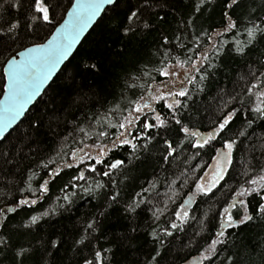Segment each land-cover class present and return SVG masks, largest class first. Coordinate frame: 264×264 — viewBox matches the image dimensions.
<instances>
[{
  "label": "trees",
  "instance_id": "1",
  "mask_svg": "<svg viewBox=\"0 0 264 264\" xmlns=\"http://www.w3.org/2000/svg\"><path fill=\"white\" fill-rule=\"evenodd\" d=\"M73 1L46 0L52 17L48 23L36 11L34 0H19V7L17 0H0V99L5 64L20 51L45 42ZM230 2L118 0L105 11L43 96L0 143V208H16L7 212V219L0 213V240L4 241L0 264H84L86 259L93 264H189L206 254L221 230L226 242L217 246L212 261L202 260L203 264H264V218L252 211L264 200L255 194L237 198L232 191L253 187L246 180L264 175V120L250 111L255 97L248 95L251 84L264 79V34L257 32L252 42L247 34L254 24L264 28V0H239L228 8ZM133 11L138 15L129 19ZM225 13L237 27L217 36L228 24ZM13 23L18 27L8 31ZM200 51L211 53V64L203 62L201 73H194L196 82L188 85L189 96L180 98L184 107L177 118L192 130L207 132L221 118L222 109H240L224 134L225 139L236 140L232 163L211 196L197 193L195 185L215 160L222 142L218 138L213 147L192 148L178 131L165 101L155 103V113L145 109L153 118L149 122H155L157 113L168 121L166 128L138 133L152 137L138 141L147 143L146 149L138 148L134 154L122 146L109 153L104 165L86 159L79 168L63 167L71 160L66 154L80 147L81 140L88 145L100 143L96 133L101 130L110 133L103 142L111 148L110 140L119 132L109 124L128 114L129 101H139L164 86L166 78L156 69L189 56L197 60ZM145 71L151 76L143 75ZM201 74L205 76L202 81ZM144 122L141 116L139 124ZM165 141L177 148L167 161L163 159ZM181 143L183 147L178 146ZM86 151L96 155L93 149ZM115 160H123L124 165L112 171L110 180L101 170H109L107 161ZM92 166L97 168L95 173ZM58 168L63 171L52 178L53 169ZM81 172L85 179L77 180ZM44 181L49 182L46 193L41 189ZM98 182L104 187L97 188ZM142 192L143 197L136 195ZM191 197L195 199L188 219H178L175 213ZM238 199L248 201L249 207L242 209L237 204L230 209L233 218L238 220L245 211L255 218L239 227L225 224L222 229L221 222L227 218L223 209ZM20 200L36 203L19 205ZM133 200L139 201L135 212L128 211ZM32 216L40 217L38 223L30 225ZM173 223L179 227L172 228ZM82 238L85 242L78 243ZM21 251L24 254L18 255ZM97 251L102 261L95 259Z\"/></svg>",
  "mask_w": 264,
  "mask_h": 264
},
{
  "label": "snow or ice",
  "instance_id": "2",
  "mask_svg": "<svg viewBox=\"0 0 264 264\" xmlns=\"http://www.w3.org/2000/svg\"><path fill=\"white\" fill-rule=\"evenodd\" d=\"M35 9L37 12L42 14V19L48 23H52V17H50V10L46 6V0H34ZM118 0H75V4L71 6V10L67 11L68 19L65 20L64 24L60 28L56 29V34L52 36V39L47 42V44L37 45L35 48L27 49V55L25 53H18L20 56H26L22 61H17L15 57L9 60L7 63L10 65L7 69L9 75L8 89L5 100L0 102V140L5 139L3 133L5 128H7L12 121L21 115L25 111L26 106L32 99L41 91L44 83L52 76L56 71L57 66L68 56L69 52L72 49V46L79 40L81 34L94 22L95 18L105 10V5H116ZM239 0H231L227 5L228 8H232L237 5ZM17 7H19V0H17ZM200 5L196 6V10L199 11ZM138 15L137 11L131 12L129 19H132ZM225 16L228 19V24L224 31H218L217 36H223L226 31H230L237 27L236 23L232 20L231 16L225 13ZM148 27L147 24L144 25ZM18 27V24H10L8 26V31H13ZM259 32L264 34V28H260L257 25H253L252 28L247 29V34L249 37V42H252L256 38V33ZM209 40H212V37H208ZM199 49V45H197ZM213 51L218 53V49L215 47ZM237 51L243 53V49L237 47ZM210 55L205 54L204 51H200V57L197 60L192 59V57H187L184 61L177 59V63L181 69L185 68V65H190V70H185L183 78H181L180 73L174 70L177 65H168L163 68H157L156 71L163 77H166L167 80L164 81V86L168 88L167 94H165L159 86L155 92L149 91L147 97L141 96L139 101L132 100L129 101V104L126 108L127 115L115 124H109V127L115 128L118 130L119 135L115 139H111L110 143L112 147L110 148L108 143H104V140H109L110 133L106 130H101L96 133V136L101 139V142L93 145L85 144L83 140L80 141V147H77L75 150L71 151L66 155L71 156V160L67 161L63 167L71 168L73 166L79 168V166L86 162V159L89 161H94L97 165H104L106 163V158L109 153L118 147L128 146L131 148L132 152L135 154L138 148H147V143L139 144L138 141L152 139L151 136H148L147 133L144 135H139V132H143L144 129L151 130L153 128H162L168 127V121L162 119L160 114L154 116V123L149 122L153 118H149L145 109L150 112H156V109L153 107V102L159 103L160 101H165V106L172 113V119L174 123L179 125L178 131L183 133L184 138L190 142L192 148L202 150L206 147H213L214 142L219 138L222 142V147L216 149V163L210 169L211 179L205 180V177L209 176L208 172H205L203 176L198 178L196 183V192L202 196H211L213 190L217 188L221 181H223L228 173V169L232 163V152L236 145V140L234 139H225L224 134L229 131V125H231L233 119L236 116L237 111L240 109L232 108L230 111L224 112L222 109L221 118L215 122V126L207 132H201L199 130H192L188 126L184 125L182 120L177 118L178 110L184 107L182 100L180 98H186L189 96L188 85L196 82V74H200L203 62H208L211 64ZM214 66V65H212ZM93 68L95 65L92 66ZM145 76H151L149 71L143 73ZM252 75H255L253 73ZM264 76V73L261 74ZM139 79V77H137ZM205 76L200 75V80H204ZM167 81H171L168 83ZM177 84L180 85L177 88ZM135 87V85H133ZM143 87V85H141ZM255 89L256 91H253ZM264 79H259L257 83L251 84V87L248 89V95L255 97L254 107L250 108V111L256 114L258 119L264 120ZM202 90V89H201ZM171 99V103L167 101ZM236 98L233 97L234 101ZM232 101H225V104L231 103ZM240 104H244L243 100L239 101ZM141 116L144 117L145 122L140 125L139 121ZM253 121H249V126ZM81 132H85V129H80ZM239 135H245L244 132H240ZM91 138V137H89ZM119 140V143H117ZM166 155L163 159L168 160L169 157L174 156L177 152V148L173 146L171 142L165 141ZM183 147L181 143L178 145ZM86 149H93L96 152V155L93 156L91 151H86ZM199 155V152L196 153ZM193 159L195 156L192 157ZM75 162V164H73ZM52 163H55L53 160ZM109 170H101V174L105 177L112 178V171L122 168L124 165L123 160H115L114 162L107 161ZM45 168L48 167V164L44 165ZM92 172H96L97 168L92 166L90 168ZM196 169H194L195 171ZM63 171V168L53 169V177L58 176L60 172ZM264 171V170H262ZM77 180L85 179L83 172H81L77 177ZM48 181H44L41 185V189L44 193L48 191ZM246 183L253 187H241L239 190L233 189L234 196L237 198H242L246 196H253V194L260 196L261 200H264V175H257L250 177L246 180ZM97 188H103L104 185L97 183ZM154 187V184L152 185ZM85 191H91V189H85ZM143 192H148V189H144ZM142 193H137L138 197H143ZM113 195L112 200H116L117 196ZM231 198V197H230ZM69 203L68 196L64 197ZM35 204L36 201L32 200H20L19 205H30ZM191 203V200L187 201ZM237 204L242 209L249 207V202L245 199L233 200L228 207L224 208L223 211L226 214V219L222 220L221 228L223 229L224 225L239 227L240 224L247 223L252 221L255 217L250 212H243L240 218L234 219L230 209L236 208ZM139 206L138 200H133L131 204L128 205V211L135 212L136 208ZM16 208H0V213L5 215L7 219V212H15ZM159 212L160 210L157 209ZM252 211L257 212V215L261 218H264V203L258 202V209H252ZM49 213H44L43 215H48ZM178 219L187 220L188 219V209L181 206L179 212L175 213ZM40 217L32 216L30 225L38 223ZM29 225V226H30ZM89 229L93 228V224H88ZM172 228H178L179 225L173 223ZM166 235L171 236L172 232H167ZM217 239H213L208 249H206V254L203 255L200 259L212 261L213 256L216 255L217 246L224 244L226 241L221 239L225 236L223 230L216 233ZM85 240L82 238L78 243L83 244ZM4 243L3 240H0V245ZM55 243L53 247H55ZM26 251V250H25ZM24 251L18 253V255H23ZM95 259L102 261V253L97 251L95 253ZM153 259H155L153 257ZM84 264H93V260L86 259Z\"/></svg>",
  "mask_w": 264,
  "mask_h": 264
},
{
  "label": "water",
  "instance_id": "3",
  "mask_svg": "<svg viewBox=\"0 0 264 264\" xmlns=\"http://www.w3.org/2000/svg\"><path fill=\"white\" fill-rule=\"evenodd\" d=\"M75 4V0L73 1L72 5ZM71 5V6H72ZM113 5H105V10L100 13L94 20V22L92 23V25H90L87 29H85V31L81 34L79 40L72 46V49L71 51L69 52L68 56L57 66V69L56 71L52 74V76L44 83L43 87L41 88V91L40 93H38L33 99L31 102L28 103V105L26 106L25 108V111L21 113V115L19 117H17L14 121H12V123L7 127L5 128L4 130V137L6 138L11 131H13L19 124L20 122L25 118V116L27 115V113L29 112V110L36 104V102L43 96L44 92L46 91V89L50 86V84L54 81V79L57 77V75L60 73V71L62 70V68L65 66V64L69 61V59H71L74 54L77 52V50L79 49V47L81 46V44L83 43V41L85 40V38L88 36V34L92 31V29L96 26V24L99 22V20L102 18L103 14L105 13V11L111 7ZM71 10V7L68 9V11ZM68 17H67V13L63 19V21L55 28V30L53 31V33L51 34V36L43 43L41 44H47V42L49 40L52 39V36L54 34H56V29L57 28H60L61 25L64 24L65 20H67ZM37 45H40V44H37ZM37 45H33V46H30L22 51H20L19 53H25L27 55V49L29 48H35ZM15 59L17 61H22L26 58V56H20V55H16L14 56ZM13 58V57H12ZM11 58V59H12ZM10 59V60H11ZM10 65L8 63L5 64L4 68H3V73H4V76H5V86H4V92H3V95L0 99V102L4 101L5 100V97L7 95V89H8V82H9V75H8V72H7V69ZM4 140V139H3ZM3 140H0V143L3 142ZM198 259V258H197ZM201 264V263H199Z\"/></svg>",
  "mask_w": 264,
  "mask_h": 264
},
{
  "label": "rangeland",
  "instance_id": "4",
  "mask_svg": "<svg viewBox=\"0 0 264 264\" xmlns=\"http://www.w3.org/2000/svg\"><path fill=\"white\" fill-rule=\"evenodd\" d=\"M175 65H177L176 68H175V69H170V70H174V71L179 72L181 78H183V76H184V74H185V70H190V68H186V67H185L184 69H181V68L179 67L178 64H175ZM165 78H166V77H165ZM166 80H167V78H166ZM166 80H165V81H166ZM167 82H168V83H171V81H167ZM163 84H164V83H163ZM179 87H180V85L177 84V88H179ZM160 89H161L165 94H167V92H168V88H167V87L162 86V87H160ZM155 103H156V102H153V106L155 105ZM167 103H171V99H169V100L167 101ZM154 107H155V106H154ZM215 163H216V160H214V161L212 162V164L209 166V168L205 171V172H208V173H209V176L205 177V180L211 179V172H210V169L215 165ZM194 199H195V198L191 197V198L185 200V202L182 203L181 206L187 208L188 211H189L191 205L194 203ZM189 200H191V203H190V204L187 203V201H189ZM180 209H181V207H180ZM199 263L203 264V262H202V260H201L200 258H198V259H194V260H193L192 262H190L189 264H199Z\"/></svg>",
  "mask_w": 264,
  "mask_h": 264
},
{
  "label": "bare ground",
  "instance_id": "5",
  "mask_svg": "<svg viewBox=\"0 0 264 264\" xmlns=\"http://www.w3.org/2000/svg\"><path fill=\"white\" fill-rule=\"evenodd\" d=\"M70 60V59H69Z\"/></svg>",
  "mask_w": 264,
  "mask_h": 264
},
{
  "label": "flooded vegetation",
  "instance_id": "6",
  "mask_svg": "<svg viewBox=\"0 0 264 264\" xmlns=\"http://www.w3.org/2000/svg\"><path fill=\"white\" fill-rule=\"evenodd\" d=\"M154 107V106H153Z\"/></svg>",
  "mask_w": 264,
  "mask_h": 264
}]
</instances>
